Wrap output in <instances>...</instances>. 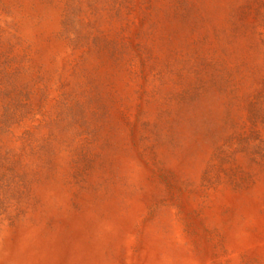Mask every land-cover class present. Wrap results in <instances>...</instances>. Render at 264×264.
Masks as SVG:
<instances>
[{
  "label": "rangeland",
  "instance_id": "obj_1",
  "mask_svg": "<svg viewBox=\"0 0 264 264\" xmlns=\"http://www.w3.org/2000/svg\"><path fill=\"white\" fill-rule=\"evenodd\" d=\"M0 264H264V0H0Z\"/></svg>",
  "mask_w": 264,
  "mask_h": 264
}]
</instances>
